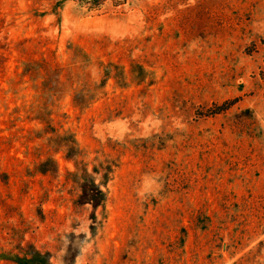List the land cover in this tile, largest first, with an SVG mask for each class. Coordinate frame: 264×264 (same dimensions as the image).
I'll return each mask as SVG.
<instances>
[{"label":"rangeland","instance_id":"1","mask_svg":"<svg viewBox=\"0 0 264 264\" xmlns=\"http://www.w3.org/2000/svg\"><path fill=\"white\" fill-rule=\"evenodd\" d=\"M0 264H264V0H0Z\"/></svg>","mask_w":264,"mask_h":264}]
</instances>
